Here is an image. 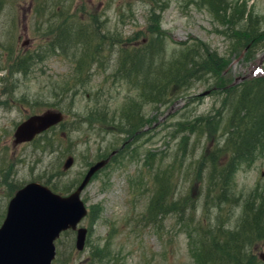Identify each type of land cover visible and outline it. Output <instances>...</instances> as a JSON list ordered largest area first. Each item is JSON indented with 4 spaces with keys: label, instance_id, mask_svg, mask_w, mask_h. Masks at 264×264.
Returning a JSON list of instances; mask_svg holds the SVG:
<instances>
[{
    "label": "rangeland",
    "instance_id": "obj_1",
    "mask_svg": "<svg viewBox=\"0 0 264 264\" xmlns=\"http://www.w3.org/2000/svg\"><path fill=\"white\" fill-rule=\"evenodd\" d=\"M228 1L260 20L257 38L245 42L239 15L232 23L218 19L208 0H0V227L9 202L28 183L71 193L94 164L125 144L82 194L90 210L82 223L88 237L76 253V233L63 235L57 245L61 264H200L199 239L223 250L232 234L243 244L248 230L233 221L252 208L221 201L220 210L213 195L207 203L208 178L214 174L210 181L221 188L223 182L225 194L229 186L246 202L264 199V154L233 167L227 181L213 164L224 162V154L215 152L224 147L233 101L243 93L254 112L255 100H263L259 89L244 92L237 85L264 75V0ZM146 43L158 50L162 71L203 54L216 80L206 83L207 71L200 68L188 89L170 92L172 102L164 95L157 103L142 102L137 87L126 77L115 81L114 74L125 72L126 56ZM155 61L147 59L142 70H154ZM51 109L63 110L64 123L15 146L18 126ZM131 118L134 125L145 122L137 133ZM184 123L198 127L188 131ZM71 156L75 164L67 171ZM167 172L173 176L163 185ZM162 189L170 192L172 210L163 207L152 218ZM258 211L264 207L251 210ZM216 219L229 220L235 231L220 236ZM242 248L240 261L247 252ZM253 250L262 263L264 237L254 239Z\"/></svg>",
    "mask_w": 264,
    "mask_h": 264
},
{
    "label": "trees",
    "instance_id": "obj_2",
    "mask_svg": "<svg viewBox=\"0 0 264 264\" xmlns=\"http://www.w3.org/2000/svg\"><path fill=\"white\" fill-rule=\"evenodd\" d=\"M207 0H205L206 2ZM208 3L211 6V13L218 19L222 18L225 20L228 19L230 23L235 21L237 15H239L240 20L239 24L241 23L240 33L242 35V38L245 42H248L250 40H253L257 38L259 35L261 22L260 20H257L256 18H253L251 13H248L246 10H237L230 4L228 0H208ZM237 27V25H236ZM125 48L128 49V47L122 46V52L125 53ZM152 47L150 46V43H146L145 46L142 49H135L131 50V54H128L126 56V59L129 64L125 67V72L122 70L118 75L114 74L115 81L121 79V78H128V80L137 87L139 92V98L142 102H152L157 103V100L160 98V100L163 98V95L165 96L164 100H171L169 102H172L173 96L170 92L175 91L176 89H183L186 86L185 76H178L175 75L177 73H180L179 71L175 72L174 75H168L167 70L162 71L164 69L163 65H156L157 60L159 59L160 54H153L155 57L153 59H150V54H140L141 52H150L152 51ZM126 54H122L123 57H125ZM194 58V56H193ZM149 59V61H155L153 65L150 67H153L156 65L153 69L154 72L152 74L147 73L145 70H142L146 64L144 62ZM206 59V56L205 58ZM26 58H21L22 61H26ZM191 60H189V56H186L181 61H175L172 65H177V68L185 69L187 67L188 63ZM203 68L201 70H207L208 73H210L209 80L206 81V83H212L213 79L216 80V73L213 69H211L210 63L207 61L202 64ZM147 75H149L147 77ZM134 79H132V78ZM220 81V80H219ZM238 87H242L244 92H247L249 90H260L259 97L263 95V100L260 102L258 99L255 100V104L252 105V109L254 112L249 108L248 99L247 96H245L243 93L237 98V100L233 101L231 108H230V117L228 120V129L225 133L226 139L224 143V147L222 149H218L215 152V156L221 155V158H219V161L224 158V162H213L214 169L217 171V175L220 174H226V181L228 180L227 173L234 170L233 167L236 165H242L246 163L252 162L253 159H257L259 155L264 154V76L249 79L246 81L241 82L237 85ZM188 89V87H187ZM232 88H226L225 93L232 92ZM231 94V93H229ZM228 94V95H229ZM261 94V95H260ZM260 99V98H259ZM163 100V102H164ZM156 101V102H155ZM162 102V103H163ZM168 102V103H169ZM250 102V101H249ZM251 104V103H250ZM242 111H246V114L242 113ZM103 120H106L105 118ZM129 126L134 127V131L137 133L139 128L143 127V124L145 123L142 119L141 121H137V123L134 125V119L131 118L129 120ZM127 123V124H126ZM126 123H122L123 126H128V120ZM134 125V126H133ZM183 127L187 126L188 131H192L191 129H195V127H198L196 123H194L192 126H189L188 124H180ZM116 126V125H115ZM138 130V131H137ZM228 134V133H231ZM219 148V146H218ZM124 153V151L121 152V154ZM220 163L221 165L226 164L225 167H218L217 164ZM238 167V166H236ZM172 174L167 172L165 173L161 178V184L163 185H169L170 180L172 178ZM210 176H214V174L211 173ZM209 176V191L207 194V197L209 195H213L219 199L222 198L225 194V186L222 182L223 187L221 188V184H215L212 181H210ZM208 188V187H207ZM213 189L218 190L217 192H213ZM220 188L222 189V192L220 191ZM258 194V192H257ZM156 198L160 199V206H158L157 210L154 211L153 206V213H151L152 218L156 217L157 214L162 211V208L164 207V211L172 210L170 205L172 204L170 200V192L168 190L162 189V192L156 195ZM155 198V199H156ZM154 199V200H155ZM153 200V201H154ZM156 201V200H155ZM154 201V202H155ZM264 215V211H260ZM264 223V218L259 219V223H253L251 224L250 228L253 230V232L256 231L259 224ZM248 230V231H247ZM246 233H250V229L248 228ZM245 234V233H244ZM243 234V235H244ZM202 237L201 235H199ZM242 239V238H241ZM243 240V239H242ZM229 242V241H228ZM226 243L227 249L223 248V250L220 251V253H223L225 256H227V251L232 245ZM240 244L242 241L237 240ZM245 244H241L240 248H234L231 251L236 254L238 251L242 250L243 246ZM197 256H198V262L200 264H217L213 262L208 257V251L205 246H202L201 241L199 239V242L197 241ZM237 249V250H236ZM237 251V252H236ZM249 257L251 256V253L249 250L246 252Z\"/></svg>",
    "mask_w": 264,
    "mask_h": 264
},
{
    "label": "water",
    "instance_id": "obj_3",
    "mask_svg": "<svg viewBox=\"0 0 264 264\" xmlns=\"http://www.w3.org/2000/svg\"><path fill=\"white\" fill-rule=\"evenodd\" d=\"M62 120L63 115L54 111L32 116L17 128L14 144L33 141L38 134ZM107 163L108 160L94 165L78 189L66 198L37 183L19 191L11 201L6 220L0 228V264H53L55 241L62 232L77 230L87 215L81 194ZM72 164L73 161L68 160L65 168ZM86 236V229L78 230L77 248L80 251L84 248ZM261 258L264 260V254Z\"/></svg>",
    "mask_w": 264,
    "mask_h": 264
},
{
    "label": "bare ground",
    "instance_id": "obj_4",
    "mask_svg": "<svg viewBox=\"0 0 264 264\" xmlns=\"http://www.w3.org/2000/svg\"><path fill=\"white\" fill-rule=\"evenodd\" d=\"M140 54H150V59H153V57H155L153 54H158V50L153 49L150 52H148V51L147 52H141ZM204 62H205L204 55L203 54H196L193 58V61H190L187 65V67H185V69H181V68L179 69V68H177V65H170V66H168L167 72H168V75H170V74L174 75L175 72L179 71L180 73H177L175 75L185 76V81L187 83H190V81L192 79L198 77V75L195 74V72L197 71V69L203 68L202 64H204ZM202 71H205V70L202 69ZM153 72H154V70H151V72L149 70V72H147V73L152 74ZM204 74H207L204 77V78H206L205 80H209L210 77H208V76H210V73H208V71H207V73H204ZM186 86L188 87L189 85L186 84ZM242 113L246 114V111H242ZM226 191H227V194H224V196H222V198L220 199L223 203L234 204L235 208L242 207L243 205L248 204V209L252 208L250 210L245 209L244 214L241 215L238 223H237V219H235L234 221L232 219H230L231 221L236 222V224L238 225L237 228L241 229L242 231L244 229H248V228L250 229L251 232L248 233L249 236L245 237L244 235H242V237H243L242 239H243V243L247 247V250L250 251L251 256L249 257V255L247 253H245V255H243L244 260L243 261L239 260L240 255H242L241 250L238 251V253H236V254H234L231 251V249L233 250L235 247L236 248L241 247V244L239 242H237V239L231 240L232 234H229V233L234 232L235 230H232L233 227H231V226L227 227V222H229V220H227L226 224H225V222H224V224H221V222L218 221V219H216L215 225H217L220 228V231H219V233L221 232L220 236H225V235L229 234L230 239H228L229 240L228 244L232 245V247H230L228 249L227 256H225L223 253H220V251L222 249L215 247L214 244L213 245L209 244L206 248L208 251V257L213 262H215L217 264H262V263L264 264V260L261 258V254L259 256V259L262 263L255 261V256L253 254V251H254L253 250V241H254V239L258 240V239L264 237V223L262 224L261 227H258L255 232H253V230H251V228H250L251 224L256 223V222L259 223V219L262 217L264 218V215L262 214V212L258 211L256 214L254 212H251V210H254V208H256V207H259V206L264 207V199H260V200L257 199L254 201H250V202L247 201L246 202L242 198L235 197L232 194L231 188L229 186L226 189ZM207 200H208L207 203H210L211 198H209V196H208ZM221 201H219L220 204L217 205V208H220V210L223 209V206H222L223 204L221 205ZM223 225H225V226H223ZM241 230H240V232H241ZM214 233L216 234V230L210 231V234H214ZM262 254H264V253H262ZM208 264H211V263H208Z\"/></svg>",
    "mask_w": 264,
    "mask_h": 264
},
{
    "label": "flooded vegetation",
    "instance_id": "obj_5",
    "mask_svg": "<svg viewBox=\"0 0 264 264\" xmlns=\"http://www.w3.org/2000/svg\"><path fill=\"white\" fill-rule=\"evenodd\" d=\"M27 44V43H26Z\"/></svg>",
    "mask_w": 264,
    "mask_h": 264
}]
</instances>
